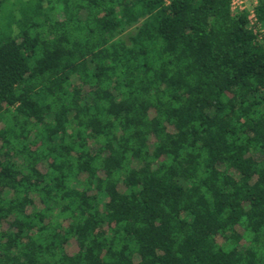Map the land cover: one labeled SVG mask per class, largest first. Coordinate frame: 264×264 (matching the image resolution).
Here are the masks:
<instances>
[{"label":"trees","instance_id":"trees-1","mask_svg":"<svg viewBox=\"0 0 264 264\" xmlns=\"http://www.w3.org/2000/svg\"><path fill=\"white\" fill-rule=\"evenodd\" d=\"M0 264H264V43L246 13L0 0Z\"/></svg>","mask_w":264,"mask_h":264},{"label":"built area","instance_id":"built-area-1","mask_svg":"<svg viewBox=\"0 0 264 264\" xmlns=\"http://www.w3.org/2000/svg\"><path fill=\"white\" fill-rule=\"evenodd\" d=\"M258 2L259 0H231V10L234 14L246 13L250 28L258 36V39L264 43V26L255 11Z\"/></svg>","mask_w":264,"mask_h":264}]
</instances>
